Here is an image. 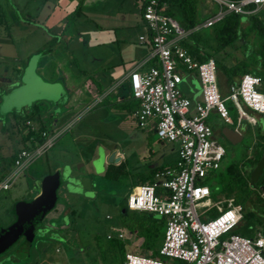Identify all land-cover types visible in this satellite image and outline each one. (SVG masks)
I'll return each instance as SVG.
<instances>
[{
    "label": "rangeland",
    "instance_id": "obj_1",
    "mask_svg": "<svg viewBox=\"0 0 264 264\" xmlns=\"http://www.w3.org/2000/svg\"><path fill=\"white\" fill-rule=\"evenodd\" d=\"M44 1L0 0V174L11 168V156L21 148V136L26 131V128L17 129L14 116L21 117L35 104L44 108V114L46 111L53 112L54 118L59 114V109L66 107V102L74 90V86L65 83L63 73L54 90L40 89L30 72L32 65L43 62L44 59H40V56L46 51L38 34L29 29L28 25L32 22L25 20V17L30 13L34 15L35 8ZM57 1L64 8L72 2L80 7L77 14L72 15L75 23L72 25L68 20L73 31L71 38H63L59 42L58 47L62 50L60 56L65 64L61 66L54 62L53 65L64 67L66 63H70L71 71H78L80 79L84 77L91 81L98 78L101 87L93 84V93L91 91L83 94V104L73 110L72 119L67 126L62 125L64 130L53 139L51 146L29 163L9 189L0 191V226H6L13 220L12 204L17 200L32 199L39 192L40 180L44 175L59 173L57 201L54 208L36 224L35 237L28 253L22 250L21 237L0 253V264H111L113 256L119 262L118 251L108 247L103 238L100 240V247L94 244L91 240L92 231L103 234L112 224L117 228L119 215L126 218L131 213L125 208L126 195L133 187L128 174L143 173L152 164H168L175 156L171 143L159 140L154 131L138 128L129 110L115 105L119 93L124 96L125 92H121L122 85L115 86V79L108 78L109 75L106 74L108 65L119 62L120 58L125 66L130 63L127 58L128 55H133L140 31L137 25V6L140 0H137L136 6L133 4L134 0ZM84 15L91 17L92 21L86 20ZM34 19L32 25L38 26L41 23L40 16ZM122 32L126 35L124 39L127 45L132 46V50L126 53L120 50L122 42H119V34H123ZM2 78L10 79L11 82L6 83ZM108 90L110 91L107 92ZM227 94L228 90L223 95L220 93L221 97ZM45 104L51 109H45ZM224 105L233 124L224 123L213 112L205 122L214 126V130L221 126L234 128L240 122L243 133L236 144H230L226 139L214 135L225 150L220 168L228 163H243L245 169H250L252 163L246 159L248 152L249 156L257 157L256 126L251 120H239L230 100L225 99ZM247 113L252 115L253 121L258 117L263 118L251 111ZM259 122L263 124L262 120ZM109 149L116 152L113 157L117 159L116 162L107 163L105 158H97L99 150L106 153ZM95 159L98 160L94 161ZM122 161L127 171L124 175L115 180H109L102 175L108 164L117 165ZM93 163H96L99 170L97 174L94 173ZM85 174L90 177V189L80 188L78 184V188H73L74 181L70 178L75 179ZM216 182V175L204 181L208 187L216 185ZM237 188L236 185L234 189ZM216 193V197L223 195ZM263 194L264 192L260 196ZM230 196L235 197L233 193ZM211 197L213 198L212 195ZM250 199L253 202L251 206L258 204L253 193ZM106 215L108 218H105ZM209 215L213 216V210ZM250 220H254V217ZM246 225H250V222L244 224V227ZM262 225H258L257 229ZM77 231L83 235L87 246L73 252L72 259L69 260L67 248L71 246L70 249L73 250ZM126 238L123 252H145V249H138L130 244Z\"/></svg>",
    "mask_w": 264,
    "mask_h": 264
},
{
    "label": "built area",
    "instance_id": "obj_2",
    "mask_svg": "<svg viewBox=\"0 0 264 264\" xmlns=\"http://www.w3.org/2000/svg\"><path fill=\"white\" fill-rule=\"evenodd\" d=\"M214 1L216 12L193 29L209 27L229 12L255 13L264 4V0ZM163 8L160 0L142 3L144 32L137 40L148 47V53L125 78L135 103L132 116L137 127L154 131L162 142L175 144L176 158L171 165L155 170L151 181L128 191L126 210L163 218L164 231L155 255L125 252L121 264H264V224L252 237L232 233L242 218V205L233 196L212 198L204 183L220 168L224 156V148L205 120L213 112L224 123L233 124L224 105L228 99L239 120L254 122L247 111L264 114L261 79L243 74L221 97L213 59L197 62L190 58L180 43L191 30H184ZM186 72L193 73L199 83L197 100L191 101L178 87ZM238 128L237 122L234 129ZM59 133L48 134L32 149L19 148L11 168L0 179V191L9 189ZM112 237L125 241L116 227L105 234L106 239Z\"/></svg>",
    "mask_w": 264,
    "mask_h": 264
},
{
    "label": "trees",
    "instance_id": "obj_3",
    "mask_svg": "<svg viewBox=\"0 0 264 264\" xmlns=\"http://www.w3.org/2000/svg\"><path fill=\"white\" fill-rule=\"evenodd\" d=\"M160 3L163 4V12L166 15L173 18L184 30H191L180 43L190 58L197 62L205 61L208 58L213 59L221 95L246 73L260 77L259 90L264 94V4L255 13L237 14L229 12L209 27L193 29L202 20L216 12L217 5L214 0H160ZM78 10L79 6L72 13L75 15ZM119 107L127 108L130 113L135 109V105H131V102H126L119 105ZM53 115L54 113L51 111H46L44 114V108L34 104L21 117L14 116L17 129L26 128L25 133L21 136V148L32 149L42 143L48 134L53 133L50 126ZM259 115L263 117V124L259 122L260 120L255 124L257 157L249 156L246 159L252 163V167L260 157L264 145V114ZM26 121L29 124H26ZM211 128L214 130L215 127L211 126ZM13 156L14 154L11 157L13 158ZM123 163L122 161L117 165L108 164L102 175L109 180H115L120 175H124L127 171H125ZM171 164L169 163V165ZM162 166L152 165L143 173L128 174L133 183L132 186L135 187L151 181L154 171ZM250 169H245L243 163L225 164L213 175L217 176V184L209 185L210 194L213 198L216 197V192L226 197L233 193L235 202L242 205V218L232 230V233L246 237H252L253 232L257 230L258 225H262V219H264V194L260 196L264 192V170H262L256 181L250 183ZM235 184L238 187L237 190L234 189ZM251 193L255 195L258 203L256 206H251V203H253L250 199ZM129 212L131 213L126 218L119 215L117 228L123 232L130 244H134L138 249H145L149 255H155L164 231L163 218L145 212ZM252 216L254 220L251 221ZM248 222H250V225L244 227V224ZM115 227V224L109 225L103 234L92 231L91 240L94 241L97 247H100L99 243L103 238L107 242V246L115 248L120 255L119 262L113 256L111 264H121L125 253L123 252L124 241L116 237L105 238L106 232H112ZM76 235V244L73 250L70 249L71 246L69 249L67 248L69 260L72 259L73 252L87 246L83 235L79 231ZM34 237L35 233L30 243L22 238L21 247L26 253H28Z\"/></svg>",
    "mask_w": 264,
    "mask_h": 264
},
{
    "label": "crops",
    "instance_id": "obj_4",
    "mask_svg": "<svg viewBox=\"0 0 264 264\" xmlns=\"http://www.w3.org/2000/svg\"><path fill=\"white\" fill-rule=\"evenodd\" d=\"M142 1L143 0H140V4H138L137 6L138 13H139V21L137 25L140 28L138 35L144 32L143 22L140 16ZM133 4L134 6H136L137 0H134ZM12 6L14 5L12 4ZM78 6H79L78 4L76 3L74 4L72 2L71 4H69L68 6L64 8V6H61V4L57 0L56 1L45 0L39 7L35 8L34 15L32 13L30 14L28 13L29 15L25 17V20H27L28 22H32V24L35 21L34 18H37L38 16H40V19H41V23L37 24L38 26H33L32 24L28 25L30 27L29 28L30 31H35V33L38 34L41 40V44L44 46L45 51H46L45 53H42L40 56V59H44L43 62L41 64L37 63L30 67V72L33 78L36 80V85L40 89L42 88L44 90H49V91L54 90L55 84H57L58 78H60V75L62 76V73H63V78L66 79L65 83L67 84L69 83L71 84V86H74L73 93L70 94V97L66 102V107L59 109V111L57 112L59 114L54 116L53 120L50 123L52 132H56V131L62 132L64 130L62 125L66 124L67 126V123H69L70 119H72L73 110L77 109L78 106L83 104V99H82L83 94L89 93L91 91L93 93V90H92L94 89L93 84H95V86L101 87V83L98 81L99 80L98 78L91 79V81L86 80L84 77L83 79H80L78 71L77 72L71 71L70 63H66L64 67H61L62 66L61 64L64 65L65 63L62 61L61 56H60V54L62 53L61 52L62 50L60 47H58L60 46L59 42L63 38H66V39L71 38L73 31L71 29L72 27L70 25V22H72V25L75 23L72 20L73 19L72 12H74V9ZM14 9L16 10L17 8L14 6ZM23 9H24V6H23ZM84 16L86 20L92 21L91 17L86 16V15ZM119 36L121 37V39H119L120 40L119 42H122L120 44L122 45L121 46L122 48H120V50L125 51V53L126 51L132 50V46H128L124 39L126 35L123 33V34H119ZM114 40L117 41L116 38ZM136 42H137V46H134L133 48L134 49L133 55L131 54L128 55L129 57L127 59L130 60L129 61L130 63L128 65L125 66V64L123 63V59L121 58L119 62L116 61L113 64L111 63L112 65L111 64L108 65L109 69H107V73H106L107 75H109L108 78H111V79L114 78L115 79L114 85L115 86L122 85L121 92L123 91L125 92L124 96L121 95V93H119V97L117 98L118 100L115 103V105H118V106L123 105L126 102L128 103L131 102V105H135L134 101L130 98L128 82L125 76L131 70V68L138 61L144 59L148 53V47L145 44L139 43L137 39H136ZM132 58H134L133 61H131ZM54 62L57 64H60L61 66L59 65L57 67L56 65H53ZM60 68L62 69V71ZM58 69L61 71V72L59 71L61 73L59 74V76H58V73H59ZM54 75H57V76L54 77ZM2 80H5L6 83L11 82L10 79H6V78H2ZM102 80L105 81V79H102ZM19 83L23 84L21 81H19ZM105 84L106 83H104V86H106ZM30 86H32V84L29 85V88ZM178 87L180 91L182 92V94L188 97L191 101L199 99V94H200L199 83L197 81L196 76L193 73L191 72L184 73L182 75L181 82L178 84ZM95 90H98V89L96 88ZM109 91L110 90H108L107 92ZM44 106H45V109H48V110L51 109V107L47 104H45ZM131 115H132V112H131ZM249 115L252 116L251 114ZM258 120H262V118L258 117L254 119V125L256 124V122H258ZM238 124L240 128L241 127L240 122H238ZM246 128H249V127L247 126ZM146 131L151 132V130H146ZM171 150L175 151V156L169 163H173L176 158V147H174L173 144L171 145ZM110 151L111 150L109 149L106 153H104V158H106L107 154L110 153ZM168 164H164V165H168ZM152 165L159 166V165H162V163L152 164ZM9 169L10 167L7 168V170H5L3 173H1L0 178L3 177Z\"/></svg>",
    "mask_w": 264,
    "mask_h": 264
},
{
    "label": "water",
    "instance_id": "obj_5",
    "mask_svg": "<svg viewBox=\"0 0 264 264\" xmlns=\"http://www.w3.org/2000/svg\"><path fill=\"white\" fill-rule=\"evenodd\" d=\"M219 130L221 136L230 144L238 143L243 133L241 128L234 129L228 126H221ZM114 154V151L108 153L105 162H116L117 159L113 158ZM98 157L104 158V152L102 150H99L97 154V158ZM97 160L98 159H95L94 161ZM93 164L95 168L94 173H99V170L96 168V163ZM262 170H264V145L262 146L260 157L249 171L250 183L257 180ZM70 179L74 181L73 188H78V184L80 188L85 190L90 189L91 181L89 176L82 175L78 178ZM59 185V173H48L41 178L39 192L36 196L29 200H17L12 204L11 213L13 215V220L6 226H0V253L5 251L21 237L26 242H31L36 224L41 222L45 215L53 209L57 201L58 196L56 191Z\"/></svg>",
    "mask_w": 264,
    "mask_h": 264
},
{
    "label": "flooded vegetation",
    "instance_id": "obj_6",
    "mask_svg": "<svg viewBox=\"0 0 264 264\" xmlns=\"http://www.w3.org/2000/svg\"><path fill=\"white\" fill-rule=\"evenodd\" d=\"M220 129V128H219ZM217 129V130H213V134L216 135V136H219V137H222L221 134H220V130ZM223 138V137H222ZM38 229V228H37ZM40 229V228H39ZM38 230H36L37 232Z\"/></svg>",
    "mask_w": 264,
    "mask_h": 264
}]
</instances>
